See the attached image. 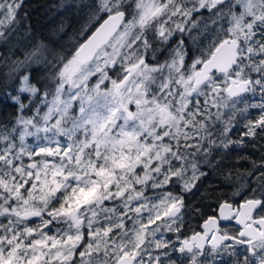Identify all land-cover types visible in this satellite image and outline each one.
<instances>
[{
    "label": "snow or ice",
    "instance_id": "obj_1",
    "mask_svg": "<svg viewBox=\"0 0 264 264\" xmlns=\"http://www.w3.org/2000/svg\"><path fill=\"white\" fill-rule=\"evenodd\" d=\"M22 3L0 0V44ZM83 7L92 31L70 56L49 61L41 42L7 74L0 264H264V159L188 236L184 197L168 190L190 192L200 164L264 134V0ZM42 63V78L20 71Z\"/></svg>",
    "mask_w": 264,
    "mask_h": 264
},
{
    "label": "trees",
    "instance_id": "obj_2",
    "mask_svg": "<svg viewBox=\"0 0 264 264\" xmlns=\"http://www.w3.org/2000/svg\"><path fill=\"white\" fill-rule=\"evenodd\" d=\"M88 0H23V6L17 16L14 25L15 30L9 37L7 44H0V123H10L16 116V106L5 93L13 92L11 86L5 87L8 80V72L14 65L12 61H23L26 54L30 53L35 46L43 42L47 47V59L54 61V57L64 55L70 56L79 43H82L86 36L92 31L88 28L82 32L88 23V9L83 7ZM94 27V26H93ZM158 59L161 55L157 56ZM50 65L31 64L21 67L20 71L31 72L33 77L42 78L45 76ZM14 94V93H13ZM251 118L258 115L257 109H250ZM244 120H240L238 126L229 135L233 140L240 138L246 131L243 127ZM245 145L239 148H231L219 151L218 158L212 169L208 168V175L201 178H218L214 172L221 169L219 178L223 179L225 186L220 190L218 182L204 184L203 193L208 196L207 200H214L222 193H229L227 186L233 187L232 182L237 173H244L253 167V161L257 164L264 159V134L257 130L255 138L244 137ZM253 146L255 151L249 150ZM199 159V158H197ZM214 173V174H213ZM231 174V179L227 177ZM221 176V177H220ZM228 180V181H227ZM213 187V188H212ZM216 187V188H215ZM172 186H168L171 190Z\"/></svg>",
    "mask_w": 264,
    "mask_h": 264
},
{
    "label": "flooded vegetation",
    "instance_id": "obj_3",
    "mask_svg": "<svg viewBox=\"0 0 264 264\" xmlns=\"http://www.w3.org/2000/svg\"><path fill=\"white\" fill-rule=\"evenodd\" d=\"M22 6H23V3L21 4L20 9L22 8ZM20 9L18 13L20 12ZM249 150L255 151V148L251 146L249 147ZM234 180L235 179H233V181ZM208 182L209 183L218 182L219 185L217 186V188L220 190L224 189L226 186L224 185V183H222L223 179H214L212 177L210 178L200 177L195 182V187L190 192H182L179 187L171 188V191H173L174 194H181L184 197L185 208L182 210L183 227L179 234L182 237L191 235L193 231H200L201 230L200 225L203 223V220L206 219L207 216L209 215L217 214L216 209H217L218 204L230 196V194L233 191V187L236 181L232 182L231 185H233V187L227 186L228 187L227 190H229V193L225 194V193H222L221 191L218 194V196L215 197L214 200L212 201L207 200L206 198H208V196L202 192L204 188V184L206 185V183ZM175 235H176L175 233H170L169 237L174 238ZM229 259L230 258L226 256L224 257L217 256L216 264H227V261Z\"/></svg>",
    "mask_w": 264,
    "mask_h": 264
},
{
    "label": "rangeland",
    "instance_id": "obj_4",
    "mask_svg": "<svg viewBox=\"0 0 264 264\" xmlns=\"http://www.w3.org/2000/svg\"><path fill=\"white\" fill-rule=\"evenodd\" d=\"M159 54L161 55V58L160 59H163V53H157V56H159ZM250 102H259V97L257 96L254 100H251L250 99ZM32 139L33 138H29V142L31 143L32 142ZM223 151V150H222ZM221 152V151H220ZM214 155H218V152L216 153V154H214ZM197 158H199V157H196V159ZM217 161H218V158H214L213 160H212V162H211V164L209 165V164H204V163H202V164H200L199 165V167H200V171H202V172H204L205 173V175L207 176L208 175V171L209 170H207L208 168H210V169H212L213 167H214V165H215V163H217ZM216 174H217V179H220L219 178V174L221 175V169L220 168H217V170H215L214 171ZM191 173H189V175H190ZM214 174V173H213ZM205 175H203V176H205ZM202 176V177H203ZM201 177V176H200ZM221 177V176H220ZM212 178H214V177H212ZM214 179H216V178H214ZM159 191H161V190H150V191H148L146 194L148 195V196H150V197H154ZM169 234H170V232H165L164 233V237L167 239L168 237H169Z\"/></svg>",
    "mask_w": 264,
    "mask_h": 264
},
{
    "label": "water",
    "instance_id": "obj_5",
    "mask_svg": "<svg viewBox=\"0 0 264 264\" xmlns=\"http://www.w3.org/2000/svg\"><path fill=\"white\" fill-rule=\"evenodd\" d=\"M88 35H89V34H88ZM88 35H87V36H88ZM87 36H86V37H87ZM83 41H84V40H83Z\"/></svg>",
    "mask_w": 264,
    "mask_h": 264
}]
</instances>
